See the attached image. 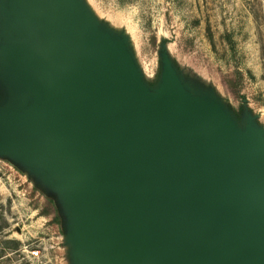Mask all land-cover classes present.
<instances>
[{
	"label": "water",
	"instance_id": "95a60500",
	"mask_svg": "<svg viewBox=\"0 0 264 264\" xmlns=\"http://www.w3.org/2000/svg\"><path fill=\"white\" fill-rule=\"evenodd\" d=\"M0 2L25 15L0 12V66L30 72L26 108L39 99L27 117L0 115V143L27 134L18 161L68 169L87 264H264V144L196 118L171 75L156 105L70 8Z\"/></svg>",
	"mask_w": 264,
	"mask_h": 264
},
{
	"label": "rangeland",
	"instance_id": "374dc122",
	"mask_svg": "<svg viewBox=\"0 0 264 264\" xmlns=\"http://www.w3.org/2000/svg\"><path fill=\"white\" fill-rule=\"evenodd\" d=\"M53 1L106 41L156 105L167 98L171 75L196 118L223 124L247 150L264 144V0ZM1 4L21 25L25 15ZM32 80L30 72L0 66V115L38 111L39 99L26 108ZM36 89L40 101L52 95ZM5 126L1 121L0 137ZM16 135L0 143V264H87L68 169L18 161L21 138L33 140Z\"/></svg>",
	"mask_w": 264,
	"mask_h": 264
}]
</instances>
